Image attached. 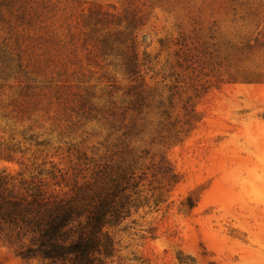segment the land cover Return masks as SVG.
Returning <instances> with one entry per match:
<instances>
[{
	"label": "rangeland",
	"instance_id": "obj_1",
	"mask_svg": "<svg viewBox=\"0 0 264 264\" xmlns=\"http://www.w3.org/2000/svg\"><path fill=\"white\" fill-rule=\"evenodd\" d=\"M3 171L105 211L104 264H264V0H0Z\"/></svg>",
	"mask_w": 264,
	"mask_h": 264
},
{
	"label": "trees",
	"instance_id": "obj_2",
	"mask_svg": "<svg viewBox=\"0 0 264 264\" xmlns=\"http://www.w3.org/2000/svg\"><path fill=\"white\" fill-rule=\"evenodd\" d=\"M105 211L90 223H71L79 211L49 190L43 180H28L0 172V236L6 229L30 236L21 254L53 264H104L112 251V239L103 229Z\"/></svg>",
	"mask_w": 264,
	"mask_h": 264
}]
</instances>
